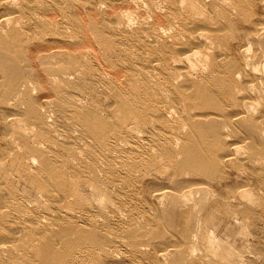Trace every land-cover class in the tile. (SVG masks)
Here are the masks:
<instances>
[{
	"label": "bare ground",
	"instance_id": "bare-ground-1",
	"mask_svg": "<svg viewBox=\"0 0 264 264\" xmlns=\"http://www.w3.org/2000/svg\"><path fill=\"white\" fill-rule=\"evenodd\" d=\"M79 1L96 3L94 0H0V130L5 140L4 144L0 146V151L3 150L2 154L4 155L2 162H0V179L3 177L2 168L4 164L9 162L11 156L21 148L23 154L20 157L25 156V159L30 156H40L44 167L50 164L42 151L38 150L34 144L20 143L17 134L19 136L26 135L28 123L31 122L36 125L40 134L45 136L47 129L41 107L49 106L51 103L58 108L57 114L59 115L66 116L70 109H72L71 114L79 115L82 113L80 105L84 101L81 102L76 99L74 92L93 90V85L88 82V77L90 81L95 78L98 84L99 79H103L100 78L99 75L101 74H98V71L97 73L94 72L95 68L91 63L92 61L93 63H99V61L101 63L100 57L103 59L102 55L100 56L103 53L101 50L105 49L106 45H110L107 40L114 42L118 47L116 50L119 52L118 56L129 62L128 69L121 70L119 67L116 69L117 72L112 74L113 76L110 74L112 77L107 75L113 81L109 84L117 87L119 95L122 98L125 96L127 100L126 103L124 101L123 103L117 102L116 105L111 103L105 106L104 115L101 114L100 117L96 114L93 121L87 122L91 128L75 129L77 132H83V137L87 139L85 146L86 148L88 146L87 150H89L80 161L86 162L84 167L86 166L91 174L98 173V168L101 167L99 163L97 165V162H100L101 159H104L108 164L107 175L116 173L117 171L113 167H116L118 163L112 154L121 149L122 145L128 144V140H126L128 134L123 130L124 127L121 126L122 129L120 128L115 119L114 112L116 109L118 114H125L135 121L133 123H137L141 127V129H137V134L149 135L159 132L164 135L163 144L159 143V150L161 149L162 155L168 161L165 164L167 169H164L167 171L172 169L177 182L183 181L185 177L190 178V180L211 181L214 175L223 172V167L235 165L238 162L232 156H235V150L238 149V146L235 148V144L228 148L224 156L219 157L221 145H225L223 140L228 138L230 134L245 136L251 140L249 147L252 159L263 157L264 115L259 117L256 109V106L261 103L259 101L264 98L263 88L253 82L250 85H248L249 83L246 84L247 86L243 88L238 85L239 80L250 67L253 68V72L260 71H258L260 64L256 62H262L264 68V17H256L255 8L258 0H98L105 5V24L107 22L109 26H112L109 33L110 37L105 39V44H99L101 41L98 40V42L91 36L88 23L85 22L81 12L76 9L78 7L76 3ZM259 1L264 4L262 0ZM136 15L138 17L135 19L139 27L132 33L129 30ZM98 16V14H91L90 19L99 26L103 22ZM49 29H51V33L56 34L55 40L47 41L45 39ZM55 30L60 33L55 32ZM62 38L73 43H59L58 40ZM252 44L257 48L254 53ZM109 49L106 52L114 51L111 46ZM209 53L213 55L212 60L207 59ZM137 59L140 63H135ZM102 66L104 65L102 64ZM80 73V76H87L81 84L69 82ZM32 82L38 86L39 91L41 89V93L36 94V89L32 90ZM52 82L56 84V87L52 85ZM94 84L97 85L95 82ZM100 84H104V82ZM100 88L103 90V87ZM170 102L176 105L175 110L169 109ZM4 105L12 106V109L7 110ZM149 105H152L150 109H148ZM36 127L34 126L32 129ZM29 131L31 130L29 129ZM49 141L51 142V140ZM247 144L246 146H248ZM65 146L67 156H71V159L72 157L74 159L80 158L78 154L81 150L78 149L79 153H77V147L74 150L72 146ZM83 150L85 151L84 148ZM85 156L88 158L87 161H85ZM31 158L34 159L35 157ZM121 159L126 160L123 157ZM247 160H241L243 164L239 163L238 167L244 166L248 162ZM80 164L82 165L81 162ZM96 165L99 166L97 172L95 171ZM19 167H21L22 177L27 178L29 175L28 168H25L24 162ZM94 189L96 188L94 187ZM166 189H163L164 193H160V191L156 193L155 191V199L163 198L165 201L171 193L169 189L167 190L170 193ZM185 192L187 193V191ZM11 193L13 192L11 191ZM200 194L205 195L204 193ZM206 194L207 196L205 195L204 198L207 197L208 199V193ZM242 194L245 195L243 192ZM87 195L85 198L83 197V201L78 199V203L74 201V204L79 205V210L85 208L82 202H86ZM191 195L193 196L192 193ZM89 196L90 194L88 198ZM196 196L199 197V194ZM6 198L7 196L5 197L0 192V211L4 208L5 210H8V207L11 208ZM73 198H75L74 194ZM65 200L67 201L66 198ZM189 200L183 201L186 203L184 205H188L192 201ZM205 200L203 199V203ZM104 202L106 203V200ZM93 205H91L92 210ZM32 206L34 205L32 204ZM65 206H63L64 210L67 208ZM164 206V221L171 228L178 220L177 199L173 196L168 198ZM182 207L186 208L183 205ZM200 207L202 209V206ZM72 211L74 213V210ZM201 211L204 212V210ZM70 212L68 210V213ZM77 213L79 214V212ZM4 214L6 213L4 212ZM7 214H10L9 211ZM124 216L126 215L124 214ZM114 223L116 224V222ZM106 224L108 223L106 222ZM79 225L78 227L73 226V224L68 225V227L63 225L64 227L59 228L52 226V228L44 229L26 227L25 224L21 227L20 225L19 227H7V229L0 227L2 229L0 233V264H101L102 256L109 258L114 250L111 251L114 247L112 240L116 239L111 240L113 236L110 237L112 234L110 236L108 234V230L112 226L107 225L108 230H100L101 227L98 229L97 227H84V225L80 227ZM118 229L120 228L118 227ZM164 234H155L152 238L144 239L133 228V230L126 232L123 238L130 242L125 243L131 245L127 246L131 247L129 248L131 251H139L143 249L142 247L148 249L154 238L159 240L157 239L158 236H164ZM121 240L124 242V239ZM28 242L33 243V245L30 246ZM167 251L165 253L161 251L160 257L167 258L170 254ZM195 252L194 254H196ZM188 253L190 254L191 251ZM179 254L173 258L171 264H184V257ZM167 260L171 259L167 258ZM110 262L111 264H123L125 261L112 260Z\"/></svg>",
	"mask_w": 264,
	"mask_h": 264
},
{
	"label": "rangeland",
	"instance_id": "rangeland-1",
	"mask_svg": "<svg viewBox=\"0 0 264 264\" xmlns=\"http://www.w3.org/2000/svg\"><path fill=\"white\" fill-rule=\"evenodd\" d=\"M94 1H96V3H92V4L91 2L79 1L78 3H76V6H78L76 7V9L81 12L83 17L85 18V22L88 23L91 36L95 40L101 41V42L98 41L99 44H105L107 38L110 37L109 33L112 29L111 28L112 26L111 25L109 26L107 22L106 24L108 25L105 24V19H106L105 5L100 3V1L98 0H94ZM262 1L264 2V0ZM87 3L90 4L87 5ZM261 3L262 2H260L259 0L256 3L257 5L255 8L256 17H262V16L264 17V4ZM73 4L75 5V3ZM67 5L69 6V4ZM91 14L99 15L98 16L99 19L103 22L101 25H99L100 27L91 21L90 19ZM149 15L150 14L148 13V16ZM137 17H138L137 15L134 16V19L135 18L137 19ZM136 19L131 24V29L129 30L132 33L139 27ZM55 32L60 33L58 30H55ZM55 35L56 34L51 33V29H49L48 35L45 36V39L47 41H51V39L55 40L56 38ZM107 41L110 43V45H106L105 49L101 48L102 49L101 51H103L104 53V54L103 53L100 54V56L102 55L103 57V59L100 57L101 63L100 61L99 63L98 62L93 63V61L91 63L92 65H94V68L97 69V70L94 69V72L97 73L98 71V74H101L99 75L100 78L101 79L103 78L102 80L99 79V84H98L95 78L92 81H90V78L88 77V82H90V84L93 85V90L95 89V92H93V90L84 91V92H80V91L74 92L76 99H79L81 102L84 101L80 105V110L82 111V113L79 115L71 114L72 109H70L69 114H66V116L59 115L57 114L58 108L54 107V104L50 102L51 104L49 103L50 104V105L48 104L49 106L41 107V110L43 109L42 117L44 118V123L47 129V133L45 136H42L38 131L36 125L32 124L31 122L28 123V127H27L28 132L26 135L19 136L17 134V137L20 138L19 141L20 143H27L31 145L34 144L38 150L42 151L46 159L50 161V164L47 167H44V165L41 162L40 156H30V157H26L25 159H24L25 156L20 157L23 154L22 153L23 150L21 146H20L21 149L19 148L20 150L16 151L13 154V156H11L9 162H6L4 164V167L2 168L3 171L1 170L3 177L0 179V192L4 194L5 197L7 196L6 201L7 203L8 202L10 203L11 208L8 207V210H5L4 208L2 211H0L2 213V214L0 213V227H3V229H7V227H19V225L21 227L25 224L26 227L27 226L36 227V229L41 227L40 229H44L49 227L52 228V226L54 228L55 227L59 228L62 227L63 225L64 226L66 225L65 227H68V225H72V224L73 226L78 227V225L80 224L79 225L80 227H83L84 225V227L85 226L97 227L98 229L101 227L100 230H104V229L108 230L109 228L107 227V225L109 227L112 226V228L110 229H112L114 232L109 229L108 234L109 236L112 234L110 236V237L113 236L111 240L116 239V240H112L114 241V247L111 249V251L113 249L114 250L112 251L113 253L109 258H103L102 256L101 264H111L110 261L112 260L125 261L123 264H166L167 261H168L167 264H171L173 258L177 256L179 253L180 256L184 257V264H264V134L262 135L263 157L261 156V159H259L260 157L259 158L255 157L253 159L251 158L250 147H249L250 146L249 144L251 142L250 139L246 138L245 136L240 137L230 134L228 138H225L223 140L225 145H221V153L219 157L224 156L227 153L228 148H230V146L235 144L234 145L235 148L238 146V149L241 151L240 152L238 149H236L235 156L232 155L238 161L236 162L235 165L233 164L231 165V167L228 166L229 168L227 166L223 167V172L220 174H216V176L214 175L213 180L211 181L203 182L200 180H190V178L185 177L183 181L177 182L175 180L176 179L175 176H173L172 169H170L169 171L165 170L167 169L165 164L168 161L162 155L161 149L159 150L160 148L159 143H161V145L163 144L164 135H162L159 132H155L154 134H149V135L142 133L137 134L138 131L137 129H141V127L138 126L137 123H133L135 121L125 116V114L123 113L118 114L116 109L114 113L116 115L115 119L117 120V124L120 126V128L121 126L124 127L123 130H125L126 134H128L126 136L127 138L126 140H128L127 142L128 144L122 145L123 147L121 149H118L117 152H115L118 154L115 153L112 154L114 160L117 161L118 163V165L116 164L118 167L116 165H115L116 167H113V169L116 170L117 172L114 174L107 175L108 164L104 159H101L102 161L100 160V162H97V165L99 163L101 168H98L99 166L96 165L95 171L97 172V168H98L100 172L98 171V173L97 174L95 173V175L91 174L89 170H87L86 166L84 167L86 162L80 161V159L84 158V154L89 150V149L87 150L88 146L87 148L85 146L87 145V139L83 137V132L81 131L77 132L75 129H79V130L81 128L82 130L89 129L90 126L87 122L93 121L94 116L96 114H98L97 116L100 117L101 114L104 115L103 109L105 106L111 103H114V105H116L117 102L123 103L125 101L126 103L127 100L125 96H123L122 98L119 95L118 88L110 85L109 82H113L110 77L113 76L112 75L113 73L115 74L117 72L116 69L119 67L121 68V70L128 69L129 62H126L124 58L118 56L119 52L116 51L118 50V47L114 44V42L112 43L109 40ZM58 42L62 44L73 43L63 38L58 40ZM109 46L113 47L114 51L106 52L108 51ZM256 49H257L256 46L252 44L253 53L255 52ZM113 52L117 56L112 54ZM110 56H111V60H110ZM212 56H213L212 53L207 54V59L212 60ZM135 63H140V61L137 59L135 60ZM256 63L261 65V67H259L260 65L258 66V71L260 70L261 73L259 74L260 71L253 72V68L250 67L249 70L246 71L245 75L242 76V78L239 80L238 85L243 88L244 86H247L246 84L249 83L248 85H250L253 82L256 83V85L259 86L260 88H263L264 91V75H263L264 68L262 67L263 63L262 62L260 63L256 62ZM102 64L104 66H102ZM110 74L112 76H110ZM80 75L81 73L74 76L73 79L69 80V82L74 84H79V83L81 84V82L84 81L87 78V76H83V75L80 76ZM107 75L110 77H107ZM103 76L107 77V79H105V77ZM237 76L239 75L237 74ZM260 80L262 83L260 82ZM94 82L97 85H95ZM102 82H104V84H100ZM52 83H53L52 85L56 87L55 86L56 84L54 82ZM99 87H103V90L102 88L99 89ZM31 88L32 90L36 89V94H38L41 91V89L39 91L38 86L33 82ZM262 99L259 101L261 103L258 106H256L257 114L259 117L264 115V98ZM9 103L12 104V102ZM12 105L15 106L14 104ZM151 107L152 105H149L148 109H150ZM168 107L171 110L173 109L175 110L177 108L176 105L171 102L169 103ZM4 108L7 110H11L12 106L10 107L4 105ZM15 116L19 117L18 115ZM50 120H52L53 122ZM34 126L36 128L32 129V127L34 128ZM29 129L31 131H29ZM139 134L142 136H140ZM76 135H78L79 137ZM49 140H51V142ZM246 140L247 141L249 140L248 141L249 143ZM4 141L5 140L3 139L2 131L0 130V146L4 144ZM54 143L56 144V146H54L55 145ZM246 144L248 146H246ZM65 145L72 146L73 149L77 147V150L76 149L74 150H76L77 153L80 152V154H78L80 157L78 158L79 160L74 159L73 157L71 159L70 158L71 156H67V152L65 151L66 149ZM83 148L85 149V151L83 150ZM244 148H246L245 149L246 151L244 150ZM78 149L81 151H79ZM2 153L3 150L0 151V162H2L4 157ZM31 157H35L36 160L35 158L32 159ZM122 157L123 159L125 158L126 160L123 161L121 159ZM87 159L88 158H86L85 156V161H87ZM240 159L242 161L248 159L247 160L248 162H246L244 166L238 167V165L243 164V162H241ZM79 161L82 163V165L80 164ZM23 162L25 168H28L27 172L29 175L27 176V178H23L22 174L20 173L21 167H19V165H22ZM16 172L18 175L16 174ZM72 172L73 173L76 172L79 174L76 175V173L73 174ZM99 173L102 174L103 176L100 175ZM81 184L83 185V187L84 185H87L85 186L87 190L85 187L84 190ZM94 187L96 189H94ZM98 188L99 190H97ZM165 188L171 191L170 193V191L166 189L167 192L170 193V195L166 197V200L168 198L169 199L172 198L173 196V198L177 199V206L180 204L178 206L179 211L177 212L178 220L176 224L171 228L168 227L164 221V208H165L164 203H166V200L164 201L163 198L155 199L154 197L157 191H160V193L161 192L164 193L163 189ZM11 191L14 194L11 193ZM92 191L94 195L92 194ZM155 191L156 193H154ZM185 191H187L188 194ZM204 191L208 193V199L207 197L204 198L205 195L207 196V194ZM172 192H174L175 194ZM242 192L245 195H243ZM67 193L69 195H66ZM80 193L82 194L84 193L83 194L84 198L86 197L85 195L87 194L88 195L90 194V196L88 198L87 195V200L84 199L86 202H82L85 205V208L79 210V205L74 204V201H76L75 203H78L79 202L78 200L83 201L82 194ZM152 193H153V198H152ZM191 193L193 194V196L191 195ZM200 193H204L205 195L202 196V194ZM73 194L75 198H73ZM198 194L199 197L196 196ZM241 194L242 196H240ZM182 197L183 198L185 197L186 200L182 199ZM65 198L67 199V201L65 200ZM71 198L74 200H72ZM178 198H181L182 200ZM110 199H112L113 201ZM188 199L192 201L189 200L190 202L189 201H188L189 203L187 202L188 205H184L186 203H183V201L186 202ZM203 199L204 200L206 199L204 201L205 204L203 203ZM105 200L106 203L104 202ZM201 202L202 204H200ZM31 203L34 206H32ZM162 203L163 205H161L162 206L161 208L160 204ZM65 204L67 205L65 206ZM93 204H95L96 206ZM100 204L102 208L100 207ZM113 204H116L114 205L115 207L113 206ZM91 205H93L92 206L93 210L91 208ZM182 205L185 206L186 208L182 207ZM63 206H65V208L67 207L68 209L66 208L64 210ZM200 206H202V209H200L201 208ZM193 207H195L196 209ZM70 208L72 209L70 210ZM100 209L104 211L107 210L106 211L107 213L101 211ZM68 210L69 212L71 211L72 213H73L72 210H74V213L70 214L71 212L68 213ZM201 210H204V212ZM8 211L10 214H7ZM64 211L65 213H62ZM76 211L79 212V214ZM121 211L125 213H122ZM4 212L6 214H4ZM124 214L126 216H124ZM96 215L100 217L98 216L96 217ZM121 215L123 216V218ZM78 216L83 218H80ZM87 216L88 218L86 219ZM63 217L66 218L64 219ZM108 218L111 219L109 220ZM43 219H45L44 220L45 222L43 221ZM101 221L103 222L101 223ZM106 222L108 224H106ZM114 222H116V224ZM118 227L120 229H118ZM133 228L135 231L139 232L140 235L144 237V239L152 238L155 236V234L156 235L160 233L163 234L165 233V234L164 236H158L157 239L159 240H156V238H154L153 241L149 244L151 246H148V249H146L147 247H142L143 249L139 251L137 250L131 251L129 249L131 247H127L131 245L130 244L126 245V243H130V242H127L128 240H126V238L123 237L126 235V232H128L129 230H133ZM121 229L123 230L124 235ZM158 231H160V233H158ZM1 232L2 229H0V233ZM114 235L116 238L114 237ZM119 238L124 239L123 240L124 242H122V240ZM28 243L30 246L33 245V243L30 242ZM161 251H163V253H165L166 251L169 252L171 255L169 254L167 258L171 260H167V258L164 259L161 258L160 257V254L162 253ZM177 251L178 253H176ZM184 251L186 252V255ZM188 251L189 252L191 251V253H193L190 259L189 257L191 253L189 254ZM194 251H196L195 252L196 254H194ZM124 253L127 254L125 255ZM210 253L213 254L214 256L211 255ZM84 255H86V253H84ZM94 261L96 262V260Z\"/></svg>",
	"mask_w": 264,
	"mask_h": 264
}]
</instances>
